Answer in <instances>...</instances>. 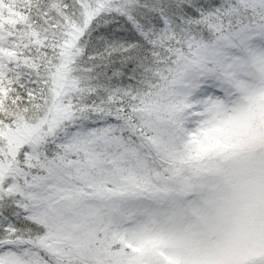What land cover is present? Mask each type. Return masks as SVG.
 I'll return each mask as SVG.
<instances>
[{"label": "snow or ice", "instance_id": "1", "mask_svg": "<svg viewBox=\"0 0 264 264\" xmlns=\"http://www.w3.org/2000/svg\"><path fill=\"white\" fill-rule=\"evenodd\" d=\"M0 264H264V0H0Z\"/></svg>", "mask_w": 264, "mask_h": 264}]
</instances>
